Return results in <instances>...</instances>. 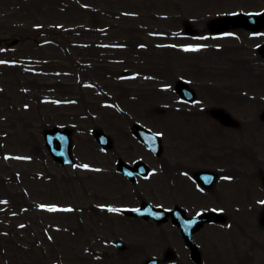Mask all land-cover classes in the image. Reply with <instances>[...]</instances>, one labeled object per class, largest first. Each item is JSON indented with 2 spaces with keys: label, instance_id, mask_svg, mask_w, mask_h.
Segmentation results:
<instances>
[{
  "label": "rangeland",
  "instance_id": "rangeland-1",
  "mask_svg": "<svg viewBox=\"0 0 264 264\" xmlns=\"http://www.w3.org/2000/svg\"><path fill=\"white\" fill-rule=\"evenodd\" d=\"M261 10L264 0H0V49L7 50H0V62L31 58L26 63L43 73L0 65V264H144L152 257L159 264H264V226L258 221L264 207L245 215L246 222L235 229L231 223L229 230L206 225L196 232L201 262L170 221L137 222L113 209L100 214L91 208L150 200L167 207L184 205L193 215L237 203L228 194L219 198L233 186L222 187L212 198L200 196L188 181L178 196L171 194L175 185H164L158 177L152 185L161 191L154 194L139 181H123L113 168L119 159L131 162L143 156L156 166L136 147L132 130L136 123L151 125L170 139L146 111L160 114L174 94L166 101L168 91L162 92L152 103L146 94L160 92L173 78L190 81L199 104L175 110L170 118L183 139L192 140L189 150L183 142L165 140L164 162L179 165L201 153L209 155L200 165L211 170L212 161L224 174L251 164L254 169V163L264 166V58L256 52L264 43V28L257 37L234 26L225 14ZM214 45L221 49L213 51ZM186 46L209 52L199 72L190 68ZM164 66L173 78H161ZM134 69L141 71L140 78L123 82L121 77ZM26 75L33 77L31 82ZM87 84L93 88L83 89ZM207 89L239 100L215 103ZM43 99L72 103L55 106ZM190 109L194 116L183 117ZM54 127L71 132L73 165L60 166L46 152L43 133ZM97 131L109 136L108 148L98 146ZM201 135L209 138L194 144ZM117 242L124 248L114 246ZM132 244L144 245V253L129 250ZM170 252L173 258L166 262Z\"/></svg>",
  "mask_w": 264,
  "mask_h": 264
},
{
  "label": "bare ground",
  "instance_id": "bare-ground-1",
  "mask_svg": "<svg viewBox=\"0 0 264 264\" xmlns=\"http://www.w3.org/2000/svg\"><path fill=\"white\" fill-rule=\"evenodd\" d=\"M161 72H162L166 77H168L169 71H168L167 69H162ZM205 92H206L207 95H209V97H210L213 101L215 100V101H214L215 103H219V102L223 101V102H228V103L230 104V103L233 102L235 99L239 98V97H232V98H230V99H226V98H224L222 95L217 94V93L215 92V90H212V89H207V90H205ZM237 100H239V99H237ZM146 114L151 116V111L147 110V111H146ZM151 118H153V120H154L155 122L159 121V122H161V123L163 124V126L167 129V132L170 133V135H171L170 139H171L172 142H177V144H181V143L183 142V144H185L186 147H187L188 150H189L190 145H191V140H192V138H189V137H188V138H184V139H183V137L181 136V134L179 133V131H178V130H177V131L175 130V127H176V124H174L175 122H172L170 119H168V118H166V117H164V116H161V117H159V116L152 117V116H151ZM109 125H110V124H109ZM112 125H113V124H112ZM110 127H111V126H110ZM111 128H112V127H111ZM177 129H178V127H177ZM114 130H115V129H114ZM210 131H211V130H210ZM246 132H247V130L245 131V129H243L242 135L245 134ZM115 133H116V131H115ZM214 133H221V134H224V133H222V132H220V131H218V130H215ZM225 134H229V135L231 136V134H233V133H232V132H226ZM226 137H227V136L225 135L224 139H226ZM208 138H209V136L201 135V136H199V137L196 138L197 142H196V140H195V142H196L197 145H203L204 142H205ZM126 141H128V140H126ZM128 142H129V141H128ZM188 150H187V151H188ZM222 150H224V149H222ZM204 155H209V154H204ZM231 158H236V154H233V157H231ZM257 167L260 169V172H259L258 175H262V174H264V171H263V170H264V167H263L261 164H258ZM255 176H256V175H255ZM255 176L252 177L251 180L254 179ZM257 177H258V176H257ZM252 190H253V187L251 186V183H250V187H249V188H238V189H235V190L233 191V195H235V196H237V197H239V198H244V200L247 201V200H249V198H250V193H251ZM177 191H178L179 193L182 192L181 189H178ZM215 198H216V197H215ZM166 239H167V241H168V238H166ZM167 241L165 240V242H167ZM133 246H134V245H133ZM139 248H140V251L142 252V251L144 250V245L140 246ZM136 251L139 252V249L137 248ZM143 253H144V251H143ZM241 258H243V257H241ZM244 259H245V258H244Z\"/></svg>",
  "mask_w": 264,
  "mask_h": 264
},
{
  "label": "water",
  "instance_id": "water-1",
  "mask_svg": "<svg viewBox=\"0 0 264 264\" xmlns=\"http://www.w3.org/2000/svg\"><path fill=\"white\" fill-rule=\"evenodd\" d=\"M63 154V152L62 151H60L59 153H58V155H62Z\"/></svg>",
  "mask_w": 264,
  "mask_h": 264
},
{
  "label": "snow or ice",
  "instance_id": "snow-or-ice-1",
  "mask_svg": "<svg viewBox=\"0 0 264 264\" xmlns=\"http://www.w3.org/2000/svg\"><path fill=\"white\" fill-rule=\"evenodd\" d=\"M86 167V166H85Z\"/></svg>",
  "mask_w": 264,
  "mask_h": 264
}]
</instances>
